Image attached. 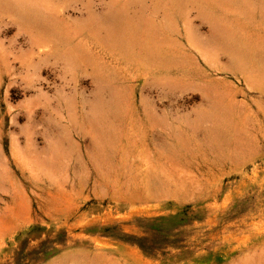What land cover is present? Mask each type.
Returning <instances> with one entry per match:
<instances>
[{
  "label": "rangeland",
  "instance_id": "374dc122",
  "mask_svg": "<svg viewBox=\"0 0 264 264\" xmlns=\"http://www.w3.org/2000/svg\"><path fill=\"white\" fill-rule=\"evenodd\" d=\"M0 264H264V0H0Z\"/></svg>",
  "mask_w": 264,
  "mask_h": 264
}]
</instances>
